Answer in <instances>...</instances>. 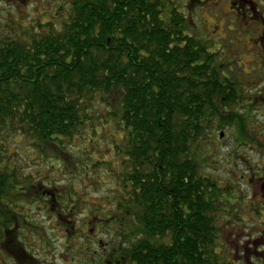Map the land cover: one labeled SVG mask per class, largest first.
Returning a JSON list of instances; mask_svg holds the SVG:
<instances>
[{
  "label": "trees",
  "instance_id": "1",
  "mask_svg": "<svg viewBox=\"0 0 264 264\" xmlns=\"http://www.w3.org/2000/svg\"><path fill=\"white\" fill-rule=\"evenodd\" d=\"M60 6L48 23L0 40V237L26 230L19 203L49 198L18 162H51L54 172L75 161L85 172L97 170L104 163L88 156L92 146L112 137L108 149L123 194L112 200L120 216H97L117 243L111 257L126 264H225L219 242L226 221L239 218L233 213L240 197L229 181L206 174L210 143L208 150L199 145L215 125L245 131L247 120L236 110L243 104L238 88L221 85L238 81L224 56L190 30L199 4ZM77 147L86 152L78 155Z\"/></svg>",
  "mask_w": 264,
  "mask_h": 264
},
{
  "label": "rangeland",
  "instance_id": "2",
  "mask_svg": "<svg viewBox=\"0 0 264 264\" xmlns=\"http://www.w3.org/2000/svg\"><path fill=\"white\" fill-rule=\"evenodd\" d=\"M209 1L211 3L212 0ZM226 2L227 0H220L215 7L203 9L202 6H199L196 8L191 16L190 30L194 36L201 38L205 43L209 39L210 42H207V45L215 52H223L226 55L224 61L227 59L234 61L236 65H233V71L229 75L240 77L241 80V77L245 76V72L250 70V66H248L250 58L244 49L247 43L235 41V36L240 34L239 29L232 32L230 30L232 26L224 25L222 17L224 12H228ZM49 7L46 0L30 5H23L22 2L18 3L15 12L16 26L14 27L17 34L31 32L32 24L37 23L39 25V23L49 22L51 16ZM0 8H2L1 5ZM17 25H19V28ZM21 25L25 26L24 31L20 29ZM33 29V31L38 32L36 28ZM223 35L229 36L227 41L221 40ZM214 45L217 47H214ZM254 69L255 71L251 73V77L258 74L257 67ZM242 80L244 79L242 78ZM261 109L262 111L257 108L252 114L251 120L246 121L244 132L240 129L245 144L241 146L237 144L233 135L235 127L215 125L216 128L214 127V130L209 131L210 134H207L199 145V147L205 148L204 150H208L206 147L210 143L211 150L208 152L210 159L209 166H207L209 168H205L206 174L215 177L222 184L229 181L234 187L235 194L240 196L238 200L235 198L236 202L243 201L249 193H252L251 190L254 187H251L249 183L250 177H256L258 183L255 188L258 192L264 184V108L261 107ZM108 133H112V131L108 130ZM221 133L225 135L223 139L220 137ZM120 138L121 135L117 134L116 139L119 141ZM110 139H99V142L94 143L95 145L92 146V151L95 153L88 155L90 158L104 163L97 170L88 167L85 172L83 169L78 168L75 161H72V164L69 165L65 162L59 164L55 167L56 171L54 172L51 169L49 170L51 162H47L44 166L38 164L35 160V164L28 163L29 158H24L22 162H18L24 168L23 174L25 176L32 175V182L36 184L43 183L44 189L62 194L59 195L61 198L58 200L57 208H59L57 212H55V208L51 210L53 204L49 200L44 203L18 204V210H22L23 213L28 215L22 221L23 225L26 226V230H23L20 234L21 240L33 242V244L48 241L53 245V248L50 247L48 252L57 251L59 254L58 261L49 255L48 264H53L52 262L55 264H100L107 261V255L112 253L113 248L118 249L117 243L109 239V232L97 224V216H102L103 221L109 217L110 220L114 219L113 221H116L120 216V213L115 210L116 202L112 200L113 196L116 195L115 197H117L123 194L116 179L118 161L108 149V144L112 143V139ZM85 146L89 148L88 145ZM74 150L78 155L86 152L80 147ZM14 153L15 149L12 148L11 154ZM39 167H42V170ZM244 184H247V186L244 187ZM242 188L244 193H240ZM259 198L258 196L257 199L259 200ZM111 200L112 202H110ZM58 215H61L60 220H58ZM238 219L231 218L226 221L225 224L229 227L221 234L224 239L220 240L219 245H223V247L220 246V251L222 257L226 258L225 264H242L239 260L243 258V248H248L256 239L261 237L258 233L259 230H256L260 228L259 226L251 229L252 222H240V219ZM245 220L249 221L250 217L245 216ZM66 221H68V224L64 225ZM110 231H113V229ZM7 234L10 240L13 234ZM20 235L18 236L20 237ZM86 236L92 239H88ZM9 240L0 237V264L7 263L3 259V253H5V250H9L10 245L6 244ZM82 244L89 247L86 252H81L80 247L83 246ZM62 253L64 258L61 262ZM229 259L231 260L229 261Z\"/></svg>",
  "mask_w": 264,
  "mask_h": 264
},
{
  "label": "flooded vegetation",
  "instance_id": "3",
  "mask_svg": "<svg viewBox=\"0 0 264 264\" xmlns=\"http://www.w3.org/2000/svg\"><path fill=\"white\" fill-rule=\"evenodd\" d=\"M41 1L44 0H0V5L2 6V8H0V40H15V12L18 3L22 2L23 5H30ZM73 1L74 0H46V3L50 6L48 9L51 13L49 14H51V16L54 15L53 11L60 9V5L66 2L73 3ZM196 2L204 9L206 7H215L220 0H212L211 3L209 0H196ZM226 5L228 6V12H224L222 20L224 25L232 26V28H230L232 32L239 29L240 34L235 36L236 42L247 43L244 49L250 58L248 62L250 70L245 72V76L241 77V80L240 77H236L238 81L225 82L221 85L223 87L233 86L238 88L235 92L239 97L242 95L243 104L242 107H238L236 110L238 111V114H242L246 120H251L252 114L257 108H260L261 111V107L264 108V0H227ZM51 16L49 17L50 20L53 17ZM221 38L222 41H227L229 36L223 35ZM207 42L209 43L210 40L208 39ZM214 47L217 46L214 45ZM211 51L226 58V55L223 52L218 53L213 50ZM225 62L228 63L229 72H232L235 62L230 59H227ZM255 67H257L256 71H258V74L251 77V73L255 71ZM242 78L244 80H242ZM225 112L228 113L229 109H226ZM234 127L233 135L235 139L239 138L238 140L236 139L237 144H245V140L241 138L242 134L240 129H238L236 125H233V128ZM224 136V133L220 134L221 139H223ZM249 183L251 187H254L253 190H251L252 193H249L247 198L243 201L237 202L238 209L235 210L233 214L238 215L240 222H252L253 225L251 224V229L259 226L260 228L256 230H259L258 233L261 237L256 239L248 248H243V258H241L239 262L242 264H264V184L261 186L260 192H258L255 188V185L258 183L255 176L254 178L250 177ZM246 186L247 184H244V187ZM45 190L47 192L44 195L48 196V200L52 201L53 204L51 210L55 208L54 210L57 212L59 208H57V204L59 203L58 200L60 198L59 194L50 189ZM241 192L244 193L243 188L240 189V193ZM258 196L260 197L259 200L257 199ZM48 200H40L39 202L44 203ZM245 216H249L250 220H245ZM58 218L61 219V215H58ZM11 234H13L12 239L14 238V240L9 242V250H5V253H3V259L7 262L6 264H48L49 255L58 261L59 254L57 251L48 252L50 247L53 248V245L48 241H42L44 243L35 242L33 244V242L30 243L29 241L18 240L21 239V236L19 237L15 231ZM63 258L64 254L62 253L61 262L63 261ZM115 258L116 257L114 256L111 257V253H109L107 255V261L100 264H126L122 260L123 257L119 256L116 258L118 260H115ZM230 260L231 259H229V261ZM52 263L55 264L54 262Z\"/></svg>",
  "mask_w": 264,
  "mask_h": 264
}]
</instances>
